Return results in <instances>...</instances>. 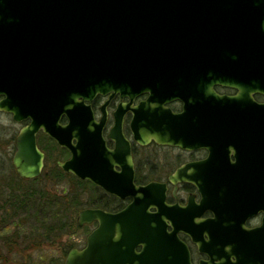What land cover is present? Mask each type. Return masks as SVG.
<instances>
[{
    "label": "water",
    "instance_id": "water-1",
    "mask_svg": "<svg viewBox=\"0 0 264 264\" xmlns=\"http://www.w3.org/2000/svg\"><path fill=\"white\" fill-rule=\"evenodd\" d=\"M195 10L205 12L196 16ZM199 16H209L208 30L176 20ZM209 28L222 29L226 39L211 45ZM220 53L227 55L230 68L245 67L254 75L255 90H264V0H0V111L15 123L29 121L14 143L17 176L39 177L43 153L35 142L41 131L71 152V159L60 164L65 172L120 199H132L117 213L82 210L78 227L97 226L83 248L69 251L64 264H191L187 246L177 237L180 223L190 222L189 208L167 205L161 184H133L122 121L127 109L132 110L134 139L140 145L150 139L160 143L159 104L166 93L176 94L164 92L168 88L163 83L170 73L202 66L175 61L212 59ZM208 65L214 72L213 64ZM109 92L130 98L150 94L133 109L120 104L115 111L108 136L116 143L112 152L104 150V118L97 123L84 106V101ZM62 114L68 120L65 126L58 125ZM101 156H109L111 166L123 160L129 174L100 183L91 168ZM185 170L171 179L186 181ZM120 184L128 190H120ZM198 245L209 252L206 264H232L230 240H199Z\"/></svg>",
    "mask_w": 264,
    "mask_h": 264
},
{
    "label": "flooded vegetation",
    "instance_id": "flooded-vegetation-1",
    "mask_svg": "<svg viewBox=\"0 0 264 264\" xmlns=\"http://www.w3.org/2000/svg\"><path fill=\"white\" fill-rule=\"evenodd\" d=\"M194 12L198 16L205 11ZM176 20L208 30L205 23L209 22V16ZM209 29L211 45L226 39L222 29ZM216 57L219 61L215 60ZM227 58L225 53H220L219 56L212 54V59L192 57L175 61L202 66L193 65L191 71L178 72L176 76L170 73L172 77L163 83L168 88L164 92L170 90L176 94L166 93L159 104L160 143L150 139L146 145H140L134 139L130 128L134 113L129 109L123 116L122 133L131 153L133 184H161L165 189L167 205L189 208L186 214L191 216L190 222L180 223L177 237L187 246L191 264L210 262L209 252L206 247L200 249L199 240L207 244L218 239L230 240L232 264H264V90H255L254 75L247 73V69H243L245 67L230 68L231 61ZM209 63L213 64L214 72L210 71ZM149 95L144 93L130 98L122 97L118 92H109L106 96L97 94L84 101V106L97 123L104 118L101 130L104 150H115L116 143L108 136L114 126V113L120 104L133 109L140 102H146ZM3 98L0 96V101ZM145 122H149V116ZM28 123H18L21 128L16 137ZM67 123L62 114L58 125L65 126ZM35 143L43 153L40 175L50 161L54 162L52 171L60 170L75 177L60 167L71 159L67 148L41 131L36 134ZM124 163L120 159L119 163L111 166L109 156H101L91 170L100 183L106 184L109 176L126 177L129 174L127 169L122 168ZM80 166L85 169V162H81ZM185 167L186 181H181V178L173 181L171 178ZM77 179L91 185L98 198L106 203L104 207L83 210L101 209L117 213L132 202L131 197L120 199L91 180ZM124 187L120 184L118 188L128 190ZM92 225L95 228L97 223ZM167 230L172 231L170 224ZM225 249L229 251V244L225 245Z\"/></svg>",
    "mask_w": 264,
    "mask_h": 264
},
{
    "label": "rangeland",
    "instance_id": "rangeland-1",
    "mask_svg": "<svg viewBox=\"0 0 264 264\" xmlns=\"http://www.w3.org/2000/svg\"><path fill=\"white\" fill-rule=\"evenodd\" d=\"M20 128L21 124L15 123L10 115L0 112V257L6 259L8 264H22L27 262L33 264L40 256L60 255L58 254V250L62 247H60L58 243L50 245L49 243L41 244V242H37V244L33 246L31 239L39 235L38 224L33 222L34 219L31 217L25 220L23 216H20L19 214L15 215L14 212H11L10 207L12 202L9 197L11 196V193L10 190L6 188L5 184L9 182L11 185H19L18 180L15 179L12 157L15 154L13 144L14 139ZM52 164H54V162L49 161L47 168L45 166L42 174L51 176L50 173L55 172L52 171ZM59 179L60 177L58 176V178H53L50 182L48 179L40 182V184H37L38 191H44L46 195L51 193V195L62 197L64 199L62 192L66 190L68 191L70 187L65 180ZM12 196L19 198L21 194L14 193ZM5 201H8L7 205H5ZM81 201L84 200L81 199ZM17 202L18 201L16 200V204ZM61 207L62 206H59V208ZM86 207L87 206H81L80 209L70 215L65 212V215L60 217L61 228L66 230V227L70 224V219L77 224L78 213L81 209L83 210ZM42 221L49 222L50 219L46 217L43 218ZM83 226H88L87 229L89 230V233L94 228L92 224H84ZM82 227H78V230L75 233L71 230L67 231L65 236H62L59 241L65 244L71 242L73 249L80 250L84 247L87 237L85 234L86 230L83 232L81 231ZM0 264L7 263L2 259Z\"/></svg>",
    "mask_w": 264,
    "mask_h": 264
},
{
    "label": "trees",
    "instance_id": "trees-1",
    "mask_svg": "<svg viewBox=\"0 0 264 264\" xmlns=\"http://www.w3.org/2000/svg\"><path fill=\"white\" fill-rule=\"evenodd\" d=\"M50 174L51 176L47 174H41L38 178L25 180L18 177L15 173V179L18 180L19 185H11L9 182L5 184L6 188L9 189L11 193V196H9L10 201L12 202L10 207L11 212H14L15 215L19 214L20 216H23L25 220L31 217L34 219L33 222L38 224L39 235L31 239L33 246H35L37 242H41V244L49 243L50 245L58 243V245L62 247L58 250V254L60 255H44V257L40 256L33 264H64V260L69 251L73 249V246L71 242L65 244L59 240L62 238V236H65L67 231L71 230L73 233H75L78 230V225L76 222H72L73 220L71 221V219L69 226L66 227V230L61 228L60 217H63L65 212L69 213L70 215L71 213H75L76 210L80 209L81 206H106L105 201L98 198V193L95 192L91 185L83 183L76 177L64 174L60 170H56ZM58 176L60 177L59 180H65L70 187L68 191L66 190L62 192L64 199L62 197L51 195V193L46 195L43 190H41L43 192L38 191L37 184H40V182L47 179L50 182L53 178H58ZM14 193H19L21 196L19 198H15L12 196ZM81 199L84 201H81ZM16 200L18 201L17 204ZM8 201H5V205H7ZM112 205L115 204H111V206ZM59 206L62 207L59 208ZM46 217L50 219L49 222L42 221V219ZM87 228L88 226H83L81 230L82 232L86 230V236L89 234V230ZM2 259L8 264L6 259L0 257V261H2ZM22 264H31V262Z\"/></svg>",
    "mask_w": 264,
    "mask_h": 264
}]
</instances>
